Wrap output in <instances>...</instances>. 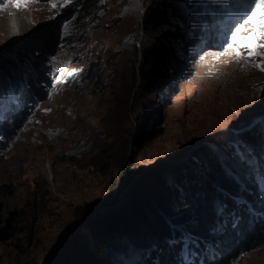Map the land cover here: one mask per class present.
<instances>
[{
  "label": "rangeland",
  "instance_id": "1",
  "mask_svg": "<svg viewBox=\"0 0 264 264\" xmlns=\"http://www.w3.org/2000/svg\"><path fill=\"white\" fill-rule=\"evenodd\" d=\"M77 2L50 11L48 0H39L17 11L0 0V264L54 263L72 228L75 207L103 198L117 172L118 161L108 152L114 136L102 119L120 85L122 64L115 56L124 34V22L118 19L124 0H98L97 9L88 13H80ZM190 2L195 18L188 16L184 23L172 15L177 26L166 28L159 36L163 44L152 47L166 55L160 56V84L145 87L149 105L141 113L152 109L161 132L140 150L129 145L127 152L142 169L179 161L231 128L238 117L260 120L264 71L227 49L230 33L249 12L250 0ZM15 23L19 35L9 32ZM253 27L246 25L243 35ZM259 34L264 37V28ZM180 60L184 68L175 76L177 91L161 98L173 73L169 65ZM4 69H10L9 75ZM93 136L90 154L67 160L78 143ZM251 160L260 206L254 211L262 216L263 235L253 248L229 259L219 250L211 252L216 264H264V146ZM73 227L87 232L79 224ZM183 239L187 258L189 244L196 247L197 242L188 235ZM198 264H204L201 258Z\"/></svg>",
  "mask_w": 264,
  "mask_h": 264
},
{
  "label": "trees",
  "instance_id": "2",
  "mask_svg": "<svg viewBox=\"0 0 264 264\" xmlns=\"http://www.w3.org/2000/svg\"><path fill=\"white\" fill-rule=\"evenodd\" d=\"M190 1L185 2L189 5ZM97 4L98 0H78L77 7L80 13H88L97 9ZM188 5L180 0H124L118 17L124 22V34L115 56H120L122 64L117 74L120 85L102 119V126L114 136L108 152L118 161L117 172L110 177L103 198L75 207L64 248L52 264H198L199 258L204 264H216L211 252L219 250L229 259L253 248L262 237L251 159L264 146V102L258 105L260 120L238 117L231 128L209 137L177 162L142 169L127 153L129 145L140 150L161 132L160 119L152 109L141 113L149 105L145 87L160 84V56L166 55L165 50L157 53L152 47L163 44L159 36L166 28L177 26L172 15L182 21L194 17ZM195 22L191 23L194 27ZM181 62L169 65L173 73L166 79L169 87L161 98L177 91L175 76L184 68ZM185 70L187 75L190 68ZM9 72L4 69L3 74ZM95 138L78 143L67 160L90 154ZM123 191L124 198H119ZM97 208L103 211L95 215ZM76 224L87 232L74 228ZM186 235L197 242L196 247L189 244L192 250L187 258L183 255Z\"/></svg>",
  "mask_w": 264,
  "mask_h": 264
},
{
  "label": "snow or ice",
  "instance_id": "3",
  "mask_svg": "<svg viewBox=\"0 0 264 264\" xmlns=\"http://www.w3.org/2000/svg\"><path fill=\"white\" fill-rule=\"evenodd\" d=\"M39 0H7V3L17 10H26L30 5L38 3ZM51 11L66 7L72 3V0H48ZM7 3L3 7H7ZM250 9L243 22L237 25L230 33V41L227 43V49L233 50L238 59L243 58L250 62L253 67L264 71V37L259 34V29L264 28V0H250ZM254 27L248 29V34L243 35L246 25ZM65 30L68 25H64ZM259 58V62H257Z\"/></svg>",
  "mask_w": 264,
  "mask_h": 264
},
{
  "label": "bare ground",
  "instance_id": "4",
  "mask_svg": "<svg viewBox=\"0 0 264 264\" xmlns=\"http://www.w3.org/2000/svg\"><path fill=\"white\" fill-rule=\"evenodd\" d=\"M2 11V10H1ZM2 13V12H1ZM4 16V15H3ZM5 27V26H4ZM10 28V27H9ZM20 29L19 28V24L15 23L14 26H12L11 30H9V32H11L12 35H17L18 32L17 30ZM15 33V34H14ZM19 35V34H18Z\"/></svg>",
  "mask_w": 264,
  "mask_h": 264
}]
</instances>
